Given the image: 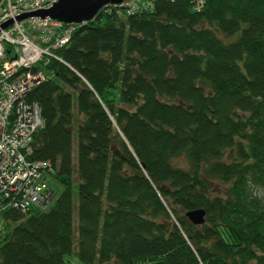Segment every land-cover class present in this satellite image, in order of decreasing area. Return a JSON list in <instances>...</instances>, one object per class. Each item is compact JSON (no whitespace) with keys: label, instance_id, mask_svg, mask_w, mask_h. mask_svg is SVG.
<instances>
[{"label":"trees","instance_id":"1","mask_svg":"<svg viewBox=\"0 0 264 264\" xmlns=\"http://www.w3.org/2000/svg\"><path fill=\"white\" fill-rule=\"evenodd\" d=\"M146 2L31 67L56 188L0 212V264H264V0Z\"/></svg>","mask_w":264,"mask_h":264},{"label":"built area","instance_id":"2","mask_svg":"<svg viewBox=\"0 0 264 264\" xmlns=\"http://www.w3.org/2000/svg\"><path fill=\"white\" fill-rule=\"evenodd\" d=\"M55 0H0V24L18 15L46 9ZM134 1V0H133ZM133 1L121 5L130 12ZM74 24L48 17L28 16L0 26V212L31 207L46 208L52 192L48 187L54 169L47 160H30L31 140L42 127L36 102L25 100L27 92L44 79L31 67L48 58L60 61L52 50L69 40Z\"/></svg>","mask_w":264,"mask_h":264},{"label":"water","instance_id":"3","mask_svg":"<svg viewBox=\"0 0 264 264\" xmlns=\"http://www.w3.org/2000/svg\"><path fill=\"white\" fill-rule=\"evenodd\" d=\"M126 0H55L46 9L24 13L0 24L2 28L11 22L28 16L48 17L64 24L80 25L91 21L98 11L106 6L121 5ZM205 212L202 208H192L184 212V217L193 225L199 226L204 222Z\"/></svg>","mask_w":264,"mask_h":264},{"label":"rangeland","instance_id":"4","mask_svg":"<svg viewBox=\"0 0 264 264\" xmlns=\"http://www.w3.org/2000/svg\"><path fill=\"white\" fill-rule=\"evenodd\" d=\"M127 1V0H126ZM133 0H131V2H132ZM147 0H134L133 1V6H132V8L130 7V12H132V11H134L136 8L138 9L139 8V6H141V7H144V6H146V7H148L149 5H148V3L146 2ZM146 4V5H145ZM198 7V6H197ZM18 20V19H17ZM41 72V71H40ZM41 74H42V72H41ZM43 75V74H42ZM43 77L45 78V76L43 75ZM77 118V117H76ZM75 146H76V144H75V142L73 141V143H72V153H73V157H74V155H75ZM177 162L178 163H181L182 162V158H178L177 159ZM49 183V185L52 187V188H56V185L51 181V180H49L48 181ZM257 194H262V192H261V190L260 191H258L257 192ZM73 219H75V215L73 214ZM204 223V222H203ZM68 258H69V262H70V264H83L80 260H78V258L76 257V255L74 254V253H71V254H69V256H68Z\"/></svg>","mask_w":264,"mask_h":264},{"label":"bare ground","instance_id":"5","mask_svg":"<svg viewBox=\"0 0 264 264\" xmlns=\"http://www.w3.org/2000/svg\"><path fill=\"white\" fill-rule=\"evenodd\" d=\"M65 46H66V45H65ZM61 48H62V47H61ZM53 52H54V51H53ZM53 52H52V53H53ZM51 59H52V58H51ZM38 65H39V64H38ZM41 65H42V64H41ZM36 66H37V65H36ZM48 183H49V182H48ZM49 188H50V187H49ZM50 189H51V188H50Z\"/></svg>","mask_w":264,"mask_h":264}]
</instances>
